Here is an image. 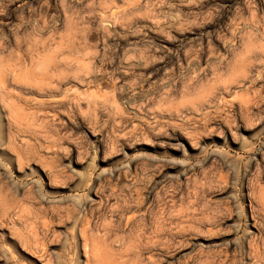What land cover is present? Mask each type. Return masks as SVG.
Segmentation results:
<instances>
[{"label":"rangeland","instance_id":"obj_1","mask_svg":"<svg viewBox=\"0 0 264 264\" xmlns=\"http://www.w3.org/2000/svg\"><path fill=\"white\" fill-rule=\"evenodd\" d=\"M0 264H264V0H0Z\"/></svg>","mask_w":264,"mask_h":264}]
</instances>
